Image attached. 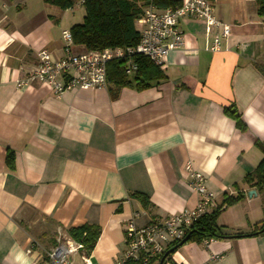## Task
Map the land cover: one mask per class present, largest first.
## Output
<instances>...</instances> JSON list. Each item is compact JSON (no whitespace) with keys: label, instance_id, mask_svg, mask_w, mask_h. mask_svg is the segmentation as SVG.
Listing matches in <instances>:
<instances>
[{"label":"crops","instance_id":"1","mask_svg":"<svg viewBox=\"0 0 264 264\" xmlns=\"http://www.w3.org/2000/svg\"><path fill=\"white\" fill-rule=\"evenodd\" d=\"M212 2L216 19L232 27L220 52L206 50L202 20L183 18L185 48L167 56L166 78L112 100L107 87L61 95L39 82L19 87L40 50L63 57L62 32L75 24L66 20L70 9L46 0H0V264L37 263L84 224L100 228L91 264H116L126 221L138 215L141 227L196 207L186 163L220 203L245 193L220 226L260 229L263 197L249 198L255 189L243 180L264 158V17L255 0ZM232 106L246 131L225 114ZM133 193L147 195L150 209ZM173 261L264 264V235L188 243Z\"/></svg>","mask_w":264,"mask_h":264},{"label":"built area","instance_id":"2","mask_svg":"<svg viewBox=\"0 0 264 264\" xmlns=\"http://www.w3.org/2000/svg\"><path fill=\"white\" fill-rule=\"evenodd\" d=\"M183 18L198 19L205 23L206 50L212 53L220 52L224 42L231 36L232 27L216 19L214 4L210 0H189L176 8L164 11L150 5L138 20L141 33L136 46L86 51L74 44L70 30H64L63 57L58 59L48 50H40L37 54V66L18 83V86L44 83L56 95L75 89L106 88L108 64L115 60L127 59L126 74L133 76L137 72L132 59L134 56H144L164 70L169 53L185 48V37L179 27ZM185 170L189 178V188L198 196L196 207L185 209L165 219H154L141 227L135 223L138 215L126 221V252L124 259L116 264L159 256L168 245L182 241L189 228L201 217L211 215L219 209L221 203L217 196L208 190L206 177L191 163H186ZM209 242L205 241L203 244ZM90 255L81 242L67 237L60 240L44 259L34 264H78L74 260L75 257L79 258L80 264H91Z\"/></svg>","mask_w":264,"mask_h":264},{"label":"trees","instance_id":"3","mask_svg":"<svg viewBox=\"0 0 264 264\" xmlns=\"http://www.w3.org/2000/svg\"><path fill=\"white\" fill-rule=\"evenodd\" d=\"M213 1V0H210ZM62 10L72 9L73 0H46ZM257 13L264 17V0H255ZM182 2L177 0H83L82 6L85 10L83 22L74 25L70 32L73 36L74 44L88 51L104 50L107 48H125L136 46L140 41V28L138 20L143 17L148 6L154 5L159 11L169 8H176ZM133 62L137 67V72L132 79L126 74L128 60H115L107 67V88L112 100L118 99L123 88H134L143 91L166 78L162 68L155 65L150 59L144 56H134ZM264 73V68H261ZM225 114L234 119L237 128L244 132L247 130L246 124L240 115L233 112V106L225 108ZM262 148V147H261ZM264 153V148H262ZM7 166L14 169V154L11 152L7 157ZM243 183L250 189H255L263 197L264 202V158L255 170L248 173ZM245 193L239 191L236 196L226 194L217 211L211 215H205L196 221L187 231L185 238L188 243L203 244L205 241H215L232 237H251L264 235V222L260 229L251 234L231 233L227 227L220 226L218 219L220 215L229 207H232L245 199ZM131 198L140 202L145 210H149L151 203L147 195L141 193L131 194ZM68 237L74 241L81 242L88 254H91L99 237L100 228L98 226L84 224L73 227L67 231ZM233 235V236H232ZM179 242L168 245L165 251L159 256L150 257L147 260H127L124 264H160L167 252L172 251L164 259L163 264H176L173 255L181 248ZM184 244V245H185ZM183 245V246H184ZM147 261V262H145Z\"/></svg>","mask_w":264,"mask_h":264},{"label":"rangeland","instance_id":"4","mask_svg":"<svg viewBox=\"0 0 264 264\" xmlns=\"http://www.w3.org/2000/svg\"><path fill=\"white\" fill-rule=\"evenodd\" d=\"M74 2V6L72 9H70L67 12V19L68 22L70 23H74L76 24H80L83 22L84 16H85V10L83 8V6H79V4L81 2H83V0H73Z\"/></svg>","mask_w":264,"mask_h":264},{"label":"water","instance_id":"5","mask_svg":"<svg viewBox=\"0 0 264 264\" xmlns=\"http://www.w3.org/2000/svg\"><path fill=\"white\" fill-rule=\"evenodd\" d=\"M253 195H257V191H255V190H251V191H249V192L247 193V196H248L249 198H251ZM262 231H264V228H263ZM187 241H188V237L184 238V239L182 240V242L180 243V246H183ZM172 251H174V250H171V251H169V252L166 253V255L164 256V258L162 259V261H161L160 264H163L164 259L166 258V256H168Z\"/></svg>","mask_w":264,"mask_h":264},{"label":"clouds","instance_id":"6","mask_svg":"<svg viewBox=\"0 0 264 264\" xmlns=\"http://www.w3.org/2000/svg\"><path fill=\"white\" fill-rule=\"evenodd\" d=\"M260 131L264 132V127H262V128L260 129Z\"/></svg>","mask_w":264,"mask_h":264}]
</instances>
